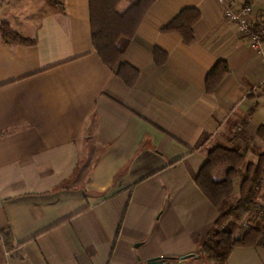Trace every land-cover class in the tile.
Masks as SVG:
<instances>
[{"label":"crops","instance_id":"obj_1","mask_svg":"<svg viewBox=\"0 0 264 264\" xmlns=\"http://www.w3.org/2000/svg\"><path fill=\"white\" fill-rule=\"evenodd\" d=\"M234 1L259 29L264 0ZM187 9L201 14L192 44L164 31ZM3 22L33 43L0 34V264H214L201 250L232 203L215 207L196 176L246 135V164L264 153V53L219 1L158 0L123 55L131 89L94 49L89 0H0ZM218 63L228 74L208 82ZM227 264H264V248Z\"/></svg>","mask_w":264,"mask_h":264},{"label":"trees","instance_id":"obj_2","mask_svg":"<svg viewBox=\"0 0 264 264\" xmlns=\"http://www.w3.org/2000/svg\"><path fill=\"white\" fill-rule=\"evenodd\" d=\"M157 1L89 0L94 49L104 64L130 89L135 87L139 79V70L124 62L123 55ZM124 5L127 7L122 11L121 7ZM200 18L198 10L187 9L170 22L164 31L177 33L186 44H192L195 38L194 26ZM0 34L6 44L33 43L5 22L0 23ZM166 57V53L157 50L156 65L162 66ZM228 72L225 63H218L208 76V82L209 78L221 79ZM254 110L250 111L249 118L253 116ZM247 123H242L241 130L245 129ZM257 136L264 141V125L258 129ZM249 139L248 135L243 138L242 150L222 147L212 150L195 179L199 189L215 207L233 199L236 194L238 196L237 201L213 224L202 247L201 252L214 264H227L236 248H264V228L259 229L254 225L256 220L264 222V201H259V192L264 186V153L257 165L246 164ZM219 168L227 169L226 176L221 181L215 178V171ZM4 238L8 241V233H4ZM6 246L10 248L9 242Z\"/></svg>","mask_w":264,"mask_h":264},{"label":"built area","instance_id":"obj_3","mask_svg":"<svg viewBox=\"0 0 264 264\" xmlns=\"http://www.w3.org/2000/svg\"><path fill=\"white\" fill-rule=\"evenodd\" d=\"M224 19L234 24L238 32L248 39L250 47L259 55H263L264 23L259 29L254 27L253 5L243 3L237 5L234 0H218Z\"/></svg>","mask_w":264,"mask_h":264},{"label":"rangeland","instance_id":"obj_4","mask_svg":"<svg viewBox=\"0 0 264 264\" xmlns=\"http://www.w3.org/2000/svg\"><path fill=\"white\" fill-rule=\"evenodd\" d=\"M126 5L121 7L122 11L126 10ZM238 196H235L233 199H231V201L229 203H233L232 201H237ZM259 201L262 203L264 201V188H262L259 192ZM232 206V205H231ZM254 225L259 228V229H263L264 228V222H262L261 220H256V222L254 223Z\"/></svg>","mask_w":264,"mask_h":264},{"label":"water","instance_id":"obj_5","mask_svg":"<svg viewBox=\"0 0 264 264\" xmlns=\"http://www.w3.org/2000/svg\"><path fill=\"white\" fill-rule=\"evenodd\" d=\"M187 257H183L182 260H185ZM147 264H168V262L161 257H155V258H151L149 260L146 261Z\"/></svg>","mask_w":264,"mask_h":264}]
</instances>
